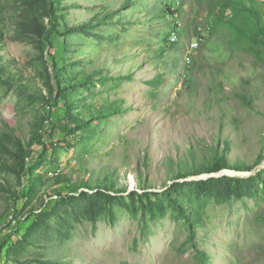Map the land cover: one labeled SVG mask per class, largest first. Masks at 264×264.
Here are the masks:
<instances>
[{"label":"rangeland","instance_id":"1","mask_svg":"<svg viewBox=\"0 0 264 264\" xmlns=\"http://www.w3.org/2000/svg\"><path fill=\"white\" fill-rule=\"evenodd\" d=\"M33 3L0 0V62L6 67L0 72V141L12 128L31 147L34 186L21 214L41 213L27 238H14L9 264H197L198 251L208 264H264V79L252 57L200 24L205 34L198 40L188 5L172 18L155 17L165 0H61L53 10L71 27L61 72L80 83L69 92L70 117L76 120L91 103L123 111L94 122L95 132L79 129L89 136L77 134L71 146L50 144L57 140L52 131L41 153L40 137H33L49 112L51 81L39 34L47 17ZM175 23L186 30L158 55ZM188 61L194 88L184 77ZM158 77L162 81L152 85ZM243 91L253 108L235 97ZM213 149L224 151L230 164L252 169L177 178L211 162ZM15 153L0 151V216L24 183ZM53 162L63 168V179L94 184L113 174L123 192L81 188L73 198L54 197L46 205L61 181L47 173ZM224 191L229 199L218 201Z\"/></svg>","mask_w":264,"mask_h":264},{"label":"trees","instance_id":"2","mask_svg":"<svg viewBox=\"0 0 264 264\" xmlns=\"http://www.w3.org/2000/svg\"><path fill=\"white\" fill-rule=\"evenodd\" d=\"M187 1L165 0L164 5L161 6V14L158 12L155 17H178L176 14L181 16L185 13L186 5H188L193 17L195 16L196 19H201V22L197 25L194 24L193 17L189 19V27L191 26L194 28V32L196 29L198 30L197 33L193 34L198 38V40L199 38L201 40L204 37V31L214 32L213 36H217V34L221 32V35H224L227 38L226 44L230 48L252 57V66L256 69V71H258L257 75L259 78L264 79V0H195L200 6H193V0ZM60 3L61 0H34L33 6H31V8H37V10L43 12V14L45 13L47 17L45 25L41 26L40 33L36 30V34L39 33L41 35V40H39L42 45L43 53H46V64L49 67L48 71L51 81V84H49L51 87V96L45 100L49 112L47 116L42 118L38 131L36 132L37 135L33 137L34 141L38 140L40 137V141L43 144V146H41V153L47 150V148H45V143H48L47 137L52 135V131H57V140L56 142L51 141L50 144L59 147L71 146L73 141L78 140L77 134L80 132L79 129H84L87 133H90L92 130L95 132L93 129L94 122L101 120L106 116L123 111L122 109L120 110L119 108H114L113 103L104 102V104H98L97 107L94 106V103H91L88 105L87 109L85 108L78 114L76 120L73 121L70 117V107L73 102L69 98V92L72 88L79 86L80 83L73 82L68 75L65 74L64 76L61 72L62 69L68 65V62H66V60H68L66 54L69 51L68 35L71 31V27L66 25L65 22L60 21V18L63 17L62 13L58 14L53 10V6H61ZM61 9H64V7ZM113 11L116 12L117 10ZM199 24L204 31L198 28ZM168 30L170 34L175 33L174 36L180 39V36L178 35L179 32L181 30H186V28H180L178 27V24L175 23L173 26L170 25ZM52 39L57 40L56 45L52 44ZM170 40L171 41H164L163 45L158 50V55L165 54V51L169 49L168 44H170L171 47H174L178 43L176 41L177 39ZM1 70L6 71V67L2 64V62H0V72ZM189 70L192 72L190 61L185 63L183 68V72L185 71L184 77L185 75H188ZM10 78L13 77L10 76ZM126 78H130V76ZM103 79L105 81L109 80L107 77H103ZM111 79L115 80V78ZM242 80L243 83L246 82V78H242ZM161 81V78L158 77L151 83L152 85H157L158 82ZM185 81L188 88H194L193 79L189 75L185 78ZM235 97L245 108H253V98L249 94H245V91L235 93ZM58 103H64V107L60 108L57 106ZM8 132L9 136L0 141V151H9L10 148L18 151V153L15 154L17 155V160L19 157L21 158L20 178H24V183L22 184L20 190L15 192L12 195V198H10L12 200V208L8 209L2 214V216H0V264L11 263L14 259L12 257V248L15 245L14 238H16L17 241L19 239L27 238L28 234L31 233L35 225V220L41 216V213H36L31 209L28 210L26 215L21 214L22 207L24 205V198H27L30 195L34 186L32 166L29 162L33 151L31 150V147L25 148V146L21 143L20 138L16 135L14 129L11 128ZM88 136L89 135L87 134L85 136H81L79 134V138L81 137L82 140L88 138ZM225 144L226 149H229V142L225 141ZM213 151L214 156L212 161L210 160L211 162H206L196 171L195 169L188 170L184 175H182V177H180L181 174L178 173L176 175L177 178H185L192 175L197 176L202 173H216L226 168L239 170L252 169V166L246 164H230L224 151L220 154H217L214 149ZM261 151L264 155V146L261 147ZM33 161L38 162L39 160L36 158ZM80 168L82 169L81 165ZM62 171L63 168L59 166L58 162L51 163L47 168V173H50L49 175H52L54 180L61 178V181L53 187L52 195L48 197L49 201L46 205L53 204L55 202L54 197L64 201L67 198H73L74 196L80 194L81 188L98 190L97 195L102 193L103 195L112 196V192L117 194L123 192L122 189L116 188L113 174L107 175L100 182L92 184L73 179H63L64 174ZM177 184L178 183H174L171 187L176 186ZM82 194L87 195L86 193ZM229 197L230 194L224 191L218 201L229 199ZM44 211L45 208H42L41 212ZM180 215L184 219L189 218V216H187V212H184L183 210L180 212ZM189 240H191V237H189L187 241ZM181 246L178 249H180ZM194 259L197 261V264L209 263V257L204 255L203 251H198Z\"/></svg>","mask_w":264,"mask_h":264},{"label":"clouds","instance_id":"3","mask_svg":"<svg viewBox=\"0 0 264 264\" xmlns=\"http://www.w3.org/2000/svg\"><path fill=\"white\" fill-rule=\"evenodd\" d=\"M172 37L170 38V39H177V37L176 36H174L175 35V33H172V34H170Z\"/></svg>","mask_w":264,"mask_h":264}]
</instances>
